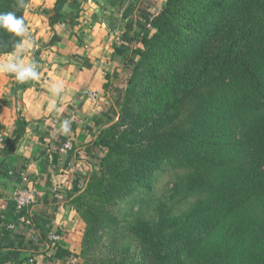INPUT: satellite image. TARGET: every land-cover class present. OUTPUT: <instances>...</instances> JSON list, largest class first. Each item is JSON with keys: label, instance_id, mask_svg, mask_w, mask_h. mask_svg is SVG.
<instances>
[{"label": "trees", "instance_id": "16d2710c", "mask_svg": "<svg viewBox=\"0 0 264 264\" xmlns=\"http://www.w3.org/2000/svg\"><path fill=\"white\" fill-rule=\"evenodd\" d=\"M16 3L0 12L25 18ZM143 26L90 191L110 204L167 167L186 171L206 197L175 217L161 202L158 221L134 223L142 264H264V0H166ZM12 50L0 31V56ZM83 220L85 250L101 223Z\"/></svg>", "mask_w": 264, "mask_h": 264}, {"label": "crops", "instance_id": "0c3cea01", "mask_svg": "<svg viewBox=\"0 0 264 264\" xmlns=\"http://www.w3.org/2000/svg\"><path fill=\"white\" fill-rule=\"evenodd\" d=\"M96 13L91 0H30L25 20L35 44L24 58L39 65L41 78L20 84L0 71V264H70L69 255L81 264L86 224L73 200L100 169L101 134L116 120L128 61L137 55L95 24ZM58 81L64 92L57 113L48 103ZM87 91H99L100 100L86 97ZM64 118L73 121L67 136L59 133ZM68 140L74 150L61 154ZM22 187L35 193L26 212L36 237L15 212L12 194ZM51 230L65 234L55 249L47 244Z\"/></svg>", "mask_w": 264, "mask_h": 264}, {"label": "rangeland", "instance_id": "374dc122", "mask_svg": "<svg viewBox=\"0 0 264 264\" xmlns=\"http://www.w3.org/2000/svg\"><path fill=\"white\" fill-rule=\"evenodd\" d=\"M165 4L166 0H91L92 8L97 11L95 24H103L121 42V46L129 45L131 51L144 49L141 44L145 34L143 25H149L150 20L162 11ZM132 57L128 61L130 77L133 75L135 62L140 60L139 54H133ZM125 92L126 89L123 94ZM121 105L120 102L112 125L120 123ZM125 130V126H120L121 132ZM102 166L98 173L105 167L104 162ZM94 174L96 172L92 173L91 178ZM187 176L186 171H172L167 167L164 173L155 175L151 184L135 186L130 195L110 204L101 202L100 194H94L89 186H83L73 200L75 209L83 219L100 222L105 228L100 226L86 249L83 250L82 247L81 264H108L110 260L118 261V264H142V244L131 233L134 223L139 219L158 221V205L161 202L167 205L175 217L188 214L198 201L206 197L204 191L191 190L193 186L187 183ZM87 229L88 225L85 234Z\"/></svg>", "mask_w": 264, "mask_h": 264}, {"label": "clouds", "instance_id": "9594fccd", "mask_svg": "<svg viewBox=\"0 0 264 264\" xmlns=\"http://www.w3.org/2000/svg\"><path fill=\"white\" fill-rule=\"evenodd\" d=\"M28 4L26 0H17L16 9H26ZM0 31L7 33L13 43V50L8 59L0 63V71L11 74L15 81L20 84H26L32 81H39L41 73L39 65L35 62H25V54L30 52L35 44L33 38L29 35V29L26 25L23 15H17V11L0 12ZM64 84L58 81L49 88L52 100L48 103V110L60 112V106L57 100L62 102ZM72 120L64 118L59 124V133L67 136L71 132Z\"/></svg>", "mask_w": 264, "mask_h": 264}, {"label": "built area", "instance_id": "2783aa9c", "mask_svg": "<svg viewBox=\"0 0 264 264\" xmlns=\"http://www.w3.org/2000/svg\"><path fill=\"white\" fill-rule=\"evenodd\" d=\"M86 97L92 99L93 101L100 100V92H90L87 91L84 94ZM0 143L2 145V148H4V140L2 137H0ZM74 150V145L72 140H68L64 143V145L60 149L61 154H66L69 151ZM25 182H28V179H24ZM13 202H14V208L17 215L21 217L22 222L29 228V234L33 235L34 237L37 236V228L35 227V224L33 223L31 216L28 215V212H26L27 209L35 202V193L30 187H22L17 189L12 194ZM12 228V227H10ZM65 234L59 233L58 231L51 230L48 232L47 235V244L48 248L55 249L58 246H60L64 241ZM33 262V261H31ZM69 263L70 264H77V260L73 255H69Z\"/></svg>", "mask_w": 264, "mask_h": 264}]
</instances>
